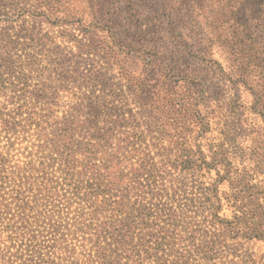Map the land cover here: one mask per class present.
<instances>
[{
  "label": "trees",
  "instance_id": "1",
  "mask_svg": "<svg viewBox=\"0 0 264 264\" xmlns=\"http://www.w3.org/2000/svg\"><path fill=\"white\" fill-rule=\"evenodd\" d=\"M0 21V264L45 232L88 250L71 264H169L171 228L210 261L264 250V0H0ZM185 181L205 230L172 206Z\"/></svg>",
  "mask_w": 264,
  "mask_h": 264
},
{
  "label": "rangeland",
  "instance_id": "2",
  "mask_svg": "<svg viewBox=\"0 0 264 264\" xmlns=\"http://www.w3.org/2000/svg\"><path fill=\"white\" fill-rule=\"evenodd\" d=\"M7 26L6 23L3 21H0V32L3 28ZM0 102H4V96L0 95ZM1 107V103H0ZM10 110L13 109V105H10ZM9 109L4 110L5 112H9ZM138 109V108H136ZM4 142L3 144H6L8 140L4 136L3 138ZM29 146L30 144L27 143ZM30 149L32 147L30 146ZM12 153H16V151H13ZM40 157V154L38 153L36 155V159ZM16 158H12V161H15ZM189 179L192 180L193 177L189 175ZM187 184L184 187V190L177 196L176 202H173L170 205H167L170 207L171 205L177 210L179 213V216L183 217L185 215L187 216H193L191 218L196 223V228L198 230H205L206 225L202 224V218H203V209H202V199L196 198V202H190L187 198L190 196V187L188 184H191V181L186 182ZM135 198H133V201ZM165 204H167L166 200ZM166 207V208H168ZM13 211H15L21 208L19 207L17 203L13 204ZM30 210L26 212V215L29 216V218L32 219L31 215L29 213ZM30 214V215H29ZM17 229H19L21 235H26L24 225L22 224V219H18ZM148 223L151 227H156L157 229H161L165 224L162 222L161 219H159L157 216L153 215L148 218ZM7 225V224H6ZM33 228L43 229L41 227H35L33 225ZM0 236L5 234V230L2 231L0 229ZM171 238L173 240H176V242L180 245V250H160L159 255L165 256V258L168 260L169 264H235L240 262V260L245 259L246 252H254L257 254V257H261V255L264 254V250H258L259 245L257 244L255 247H253V242H246L244 245L243 250H238L235 253H230L227 257H224L222 255L216 256L215 258L210 260L204 259V254L202 251L199 250H191L192 246L188 244L187 241L181 240V238H186V231H183L181 228H171ZM45 235V237H43ZM204 233L200 232L197 234L196 244H201V240L203 239ZM51 238L49 234L46 232L44 234L38 235L37 239L29 240V237L26 236L23 238V242L19 244V248L23 250H13L18 253V256L14 258L13 264H71L72 261L75 259V256L77 254L80 255V258H83L82 255L87 253L88 250H78L76 253L73 252V250H50V248L46 245V240ZM21 245V246H20ZM251 249V250H249ZM156 250H141L140 254L143 258L145 263L148 264H155V254ZM234 261V262H233ZM45 262V263H44ZM123 263L127 262L126 259H123ZM264 264V259L263 263Z\"/></svg>",
  "mask_w": 264,
  "mask_h": 264
}]
</instances>
